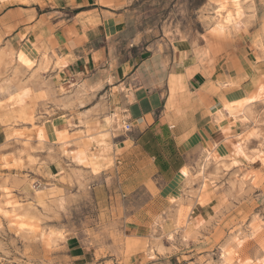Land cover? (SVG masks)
<instances>
[{"label": "crops", "instance_id": "obj_1", "mask_svg": "<svg viewBox=\"0 0 264 264\" xmlns=\"http://www.w3.org/2000/svg\"><path fill=\"white\" fill-rule=\"evenodd\" d=\"M122 4V0H7L0 3V46L5 54L14 51L15 67L26 73L27 99L37 104L48 99L55 114L50 121L53 134L45 129L46 146L60 156L45 166L44 179L66 189L76 177L92 178L83 155L84 132L102 133L106 150L98 157L113 164L100 174L111 170L123 198L127 191L151 184L154 196L148 204L172 208L164 231L192 237L219 204L230 202L220 186L194 175L207 151L227 163L245 127L252 125V118L235 120L225 107L255 92L256 85L250 84L254 71L240 51L241 42L235 46L230 38L213 43L216 53L210 69L193 60L192 52L165 41L145 48L123 44ZM7 81L0 84L4 89L0 102L15 89ZM125 123L132 126L130 132L123 130ZM57 136L69 156L61 155L60 142L51 140ZM11 164L7 168L0 164L1 176L18 169V164ZM208 170L204 165L203 176ZM125 219L129 224L123 225V233L130 239H147L155 224L135 215ZM65 246L79 253L77 258L89 255L77 238H68ZM187 257L194 264L200 261L195 254ZM200 258L204 264L208 253Z\"/></svg>", "mask_w": 264, "mask_h": 264}, {"label": "rangeland", "instance_id": "obj_2", "mask_svg": "<svg viewBox=\"0 0 264 264\" xmlns=\"http://www.w3.org/2000/svg\"><path fill=\"white\" fill-rule=\"evenodd\" d=\"M221 1H226L228 7L235 1L240 3L242 10L235 21L232 14L227 20L215 18L214 0H122L123 27L119 40L139 48L157 40L177 45L181 33L182 48L191 53L192 48L209 45L213 52L214 42L230 38L235 46L241 42L240 51L254 71L250 84L256 85L257 90L264 85V0ZM223 26L227 30L218 34ZM5 51L0 46V84L8 80L5 84L17 90H9L7 100L0 102V164L11 162L19 166L13 174L0 175V206L7 210L14 208L6 217L0 215V264H194L195 260L187 257L192 254L200 259L195 264H203L200 257L204 253H208L204 264H221L222 247L234 251L228 264H244L246 260L251 261L247 264H254L262 257L264 100L255 101L245 112L252 118V125L245 127L240 143L250 154V161L244 160L237 149L235 157L228 156L227 163L207 151L200 170H195V177L203 182L204 178L210 179L212 186H220L230 202L219 204L211 220L197 229L194 236L183 233L179 236V231L176 235L164 231V221L166 218L170 221L172 208L148 204L154 196L151 184L146 189L127 191L123 198L111 170L100 174L113 164L98 157L102 153L99 146H105L103 135L84 132L87 147L83 155L92 178L76 177L66 189L56 188L52 180L44 179L45 166L60 156L46 146L45 129L53 134L54 129H48L47 124L55 114L48 108L51 103L48 99L41 104L27 99L30 91L23 88L28 80L26 73L15 67L14 51L6 54ZM3 90L0 87V92ZM51 140L60 142L61 155L69 156L60 136ZM254 153H260L262 160ZM92 154L97 156V165L92 163ZM204 165L209 170L203 176ZM177 213L178 223L180 211ZM133 215L158 222L147 239L125 237L123 225L129 224L125 217ZM235 236L242 240L238 247L233 240ZM68 238L79 239L90 250L89 255L77 258L79 253L68 251L65 246Z\"/></svg>", "mask_w": 264, "mask_h": 264}, {"label": "bare ground", "instance_id": "obj_3", "mask_svg": "<svg viewBox=\"0 0 264 264\" xmlns=\"http://www.w3.org/2000/svg\"><path fill=\"white\" fill-rule=\"evenodd\" d=\"M5 1H7V0H0V3H3V2L5 3ZM214 3H215L214 4V8H215L214 9V17L216 19H219L220 17H222V18H226V20H227V17H229L230 14H232L233 15V20L235 21L237 19L236 17L240 15L241 10H242L241 7H240L241 5H240V3L238 1H235L231 5V7L227 6L226 1L214 0ZM226 23H228V21ZM230 23H232V22H230ZM232 26H233V24H232ZM226 27H227V25H226ZM226 27L223 26L222 30L217 31L218 34H224V32L227 30ZM179 35H180V41L177 42V45H178V47L182 48L183 42H184V36L181 33H179ZM211 47H212V45H209L207 47L206 46H198L197 48H192V54H193L192 56L194 57V60H198L200 62V64L204 67V69H210L212 67L213 59H214V56H215V53H216V47L213 45V48H214L213 52L211 51ZM182 55H184V54H182ZM209 71H208V73H209ZM257 100H264V85L258 87L256 92L254 93V95H252L250 97L248 96L247 98H245L243 100H240L238 102H231L228 106H226L225 110L228 113L227 115H229L230 117L234 118L235 120L240 119L241 121H246L247 120V118H246L247 114H245L246 110H248L249 107ZM110 121H111V118H110ZM119 121H120V118H119V120H117V122L119 124H121V121L120 122ZM113 123H114V121H113ZM47 128L50 129V130L54 129L53 123L49 122L47 124ZM98 134L100 136L102 135L101 133H98ZM23 141L26 142L25 140H23ZM99 147H100V152H103V151L106 150V146H99ZM235 148L237 149L238 153L242 156V158L244 160L250 161V159H251L250 154H247V152L245 151L244 146L241 143L237 144L235 146ZM254 155L259 161L262 160V157H260V153H254ZM251 156H253V155H251ZM96 159H97V156L92 154L91 155V160H92V163L95 164V165H97ZM3 166L4 167L6 166V168H7L8 164L5 163ZM3 191H4V189H3ZM6 204H9V203H6ZM11 211H14V208H12L11 210H7V209L2 208L0 206V215L3 216V217H6L7 214L9 212H11ZM261 223L264 226V220L261 221ZM259 228H260V225L256 226L255 230H258ZM255 230H253V232H251L250 234L254 235V231ZM168 234L170 235V233H168ZM233 240H234V242L236 244V247H238L241 244V242H242V240L237 238V236L233 237ZM232 254H234L233 249H225L224 247H222L221 256H220L221 257L220 258L221 259V264H228L229 261H231V259H232L231 258ZM249 262H251V261L250 260H246V262L244 264H247ZM254 264H264V251H263L262 257L260 259L255 260Z\"/></svg>", "mask_w": 264, "mask_h": 264}, {"label": "built area", "instance_id": "obj_4", "mask_svg": "<svg viewBox=\"0 0 264 264\" xmlns=\"http://www.w3.org/2000/svg\"><path fill=\"white\" fill-rule=\"evenodd\" d=\"M131 128H132V126L130 124H128V123L123 124V130L125 132H130Z\"/></svg>", "mask_w": 264, "mask_h": 264}]
</instances>
